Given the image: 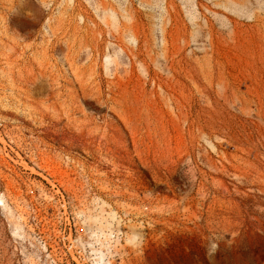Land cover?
Wrapping results in <instances>:
<instances>
[{
  "label": "rangeland",
  "instance_id": "374dc122",
  "mask_svg": "<svg viewBox=\"0 0 264 264\" xmlns=\"http://www.w3.org/2000/svg\"><path fill=\"white\" fill-rule=\"evenodd\" d=\"M0 264H264V0H0Z\"/></svg>",
  "mask_w": 264,
  "mask_h": 264
}]
</instances>
